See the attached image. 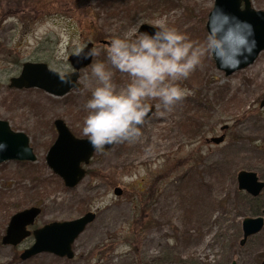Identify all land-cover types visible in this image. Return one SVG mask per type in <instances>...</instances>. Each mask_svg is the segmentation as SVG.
I'll return each mask as SVG.
<instances>
[{
    "label": "rangeland",
    "instance_id": "rangeland-1",
    "mask_svg": "<svg viewBox=\"0 0 264 264\" xmlns=\"http://www.w3.org/2000/svg\"><path fill=\"white\" fill-rule=\"evenodd\" d=\"M251 2L264 11V0ZM172 4L105 20L103 0H0V120L25 133L37 157L0 164V264H262L264 229L244 247L240 243L244 219L262 215L264 190L253 198L237 178L248 171L264 182V51L253 65L227 76L216 66L206 28L215 0ZM158 20L205 48L201 66L178 82L190 94L163 116L149 101L154 112L141 138L96 151L84 165L87 176L67 188L46 160L58 137L55 121L87 139L82 128L95 87L91 66L105 63L118 89L128 82L108 65L103 42L139 35L141 25L156 28ZM88 43L99 55L68 95L10 88L27 62L72 73L70 55ZM223 134L221 145L206 142ZM118 187L121 197L114 193ZM32 207L41 214L31 230L96 214L74 243L72 260L50 253L22 260L33 236L16 247L3 244L11 218Z\"/></svg>",
    "mask_w": 264,
    "mask_h": 264
},
{
    "label": "water",
    "instance_id": "water-1",
    "mask_svg": "<svg viewBox=\"0 0 264 264\" xmlns=\"http://www.w3.org/2000/svg\"><path fill=\"white\" fill-rule=\"evenodd\" d=\"M213 40V58L219 70L227 76L245 70L253 65L264 51V11L256 10L251 0H215L213 10L209 14L206 25ZM157 29L148 24L141 25L139 33L153 34ZM106 45L110 41H104ZM94 48L93 43L87 44L84 52ZM93 58H78L75 54L69 57L74 72L65 74L69 83H61V74L51 70L45 63L24 64L19 77L10 79V88L40 89L55 97H64L72 90L79 88L80 71L90 66ZM264 107V100L261 101ZM154 112V107L146 121ZM58 137L48 151L46 160L52 171L61 177L67 188H75L87 176V169L97 150L89 139L77 138L63 120L55 121ZM227 129V126L224 128ZM225 135L214 137L209 143L220 145ZM0 164L8 161L35 162L37 157L30 146L29 137L23 132L12 130L10 124L0 120ZM113 145H106L109 150ZM239 189L246 191L253 198L259 197L264 190V182L254 172L241 171L238 175ZM116 196H122L123 190L116 188ZM41 209L32 207L15 214L8 225L3 244L18 246L31 236L33 246L21 254L22 260L30 259L42 253H50L60 258L72 260L75 257L73 245L87 227L96 219L93 212L67 222H54L46 226L30 230L40 216ZM264 229V210L256 218H245L243 221L244 236L241 246L258 235ZM236 264V263H233ZM264 264V260L262 262Z\"/></svg>",
    "mask_w": 264,
    "mask_h": 264
},
{
    "label": "clouds",
    "instance_id": "clouds-1",
    "mask_svg": "<svg viewBox=\"0 0 264 264\" xmlns=\"http://www.w3.org/2000/svg\"><path fill=\"white\" fill-rule=\"evenodd\" d=\"M155 26L154 35L129 33L124 38L111 39L105 47L108 65L128 78L122 88L113 83L114 72L105 63L91 66L95 87L84 105L87 115L82 134L97 151L106 145L139 140L152 107L149 101L157 102L155 107L163 116L190 94L178 82L201 66L204 46L194 45L164 21H156ZM85 47L81 45L75 50L78 58L99 55L95 48L84 52ZM69 82L62 74L61 83ZM3 147L0 145V149Z\"/></svg>",
    "mask_w": 264,
    "mask_h": 264
},
{
    "label": "trees",
    "instance_id": "trees-1",
    "mask_svg": "<svg viewBox=\"0 0 264 264\" xmlns=\"http://www.w3.org/2000/svg\"><path fill=\"white\" fill-rule=\"evenodd\" d=\"M107 15L105 20L128 17L131 14L139 15L143 12L155 11L165 7H172V0H103ZM109 5V6H108Z\"/></svg>",
    "mask_w": 264,
    "mask_h": 264
},
{
    "label": "flooded vegetation",
    "instance_id": "flooded-vegetation-1",
    "mask_svg": "<svg viewBox=\"0 0 264 264\" xmlns=\"http://www.w3.org/2000/svg\"><path fill=\"white\" fill-rule=\"evenodd\" d=\"M89 44V43H88ZM87 46V45H86ZM94 48H95V44H94ZM71 56V55H70ZM70 62V61H69ZM32 63V62H31ZM24 66V65H23ZM49 67V66H48ZM73 67V66H72ZM23 69V68H22ZM74 69V68H73ZM52 70V69H51ZM75 71V69L73 70V72ZM57 72V71H56ZM81 72V71H80ZM69 74V73H68ZM65 75V74H64ZM153 107V106H152ZM223 131V130H222ZM223 135H225L226 136V134H223ZM222 136V135H221ZM220 137V136H219ZM212 138H214V137H212ZM212 138H210V139H207V143L208 144H212V145H216V144H213V143H209V140H211ZM225 140H226V137H225ZM225 142V141H224ZM223 142V143H224ZM222 143V144H223ZM221 145V144H220ZM216 146H218V145H216ZM87 173H88V171H87ZM120 188V187H119ZM124 193V192H123ZM123 195V194H122ZM119 197H121V196H119ZM86 215V214H85ZM46 226V225H45ZM39 229V228H38ZM30 230H31V227H30ZM36 230V229H35ZM32 232L34 231V230H31ZM242 247H244V246H242ZM235 263V262H234Z\"/></svg>",
    "mask_w": 264,
    "mask_h": 264
}]
</instances>
